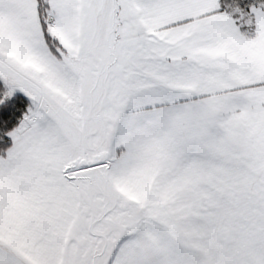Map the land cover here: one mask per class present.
<instances>
[{
  "label": "snow or ice",
  "instance_id": "1",
  "mask_svg": "<svg viewBox=\"0 0 264 264\" xmlns=\"http://www.w3.org/2000/svg\"><path fill=\"white\" fill-rule=\"evenodd\" d=\"M0 264H264V0H0Z\"/></svg>",
  "mask_w": 264,
  "mask_h": 264
}]
</instances>
